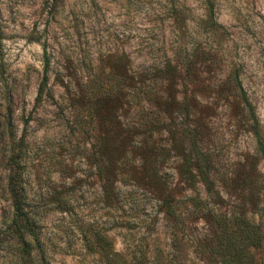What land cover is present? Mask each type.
I'll return each instance as SVG.
<instances>
[{
	"label": "rangeland",
	"instance_id": "374dc122",
	"mask_svg": "<svg viewBox=\"0 0 264 264\" xmlns=\"http://www.w3.org/2000/svg\"><path fill=\"white\" fill-rule=\"evenodd\" d=\"M258 140L264 0H0V228L13 153L33 256L219 264L225 213L257 225L261 260ZM202 157L218 200L197 175ZM97 234L122 257H100ZM0 264H24L6 236Z\"/></svg>",
	"mask_w": 264,
	"mask_h": 264
},
{
	"label": "trees",
	"instance_id": "16d2710c",
	"mask_svg": "<svg viewBox=\"0 0 264 264\" xmlns=\"http://www.w3.org/2000/svg\"><path fill=\"white\" fill-rule=\"evenodd\" d=\"M47 87V75L45 73L39 89L38 98L42 96ZM259 150L264 158V146L258 140ZM204 158L197 159L196 172L200 178V182L204 186L205 192L212 200L220 199L219 193L216 191L213 181L210 178V170L203 161ZM203 161V162H202ZM9 167V175L7 182V191L11 200L12 213L9 223L0 228L1 236L11 239L14 244L17 257L24 261V264H48L45 256L37 250L33 256L32 241L36 242L34 234V226L29 214L25 210V199L23 196V188L21 181V173L16 155L11 153L7 159ZM167 214L174 215L173 210L167 209ZM216 225L219 232L215 235L216 243L210 252L211 256L219 264H264V257L257 260L254 250L262 245V235L257 225L252 224L245 217L228 216L227 214L217 215ZM95 246L100 257L109 259H117L119 256L112 248L111 241L106 237L97 234L95 236ZM38 256V257H37ZM142 255L139 258H133L134 261H125L124 264H147L143 262ZM156 264H163L160 260Z\"/></svg>",
	"mask_w": 264,
	"mask_h": 264
}]
</instances>
